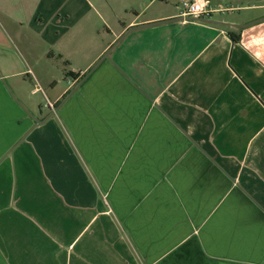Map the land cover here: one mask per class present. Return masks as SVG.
I'll use <instances>...</instances> for the list:
<instances>
[{
  "label": "crops",
  "instance_id": "0c3cea01",
  "mask_svg": "<svg viewBox=\"0 0 264 264\" xmlns=\"http://www.w3.org/2000/svg\"><path fill=\"white\" fill-rule=\"evenodd\" d=\"M207 1L0 0V264H264V0Z\"/></svg>",
  "mask_w": 264,
  "mask_h": 264
},
{
  "label": "built area",
  "instance_id": "2783aa9c",
  "mask_svg": "<svg viewBox=\"0 0 264 264\" xmlns=\"http://www.w3.org/2000/svg\"><path fill=\"white\" fill-rule=\"evenodd\" d=\"M181 11L179 15L183 19L196 18L200 16L208 15L213 10H220L221 5L217 7H211L207 0H181ZM53 107V103H48Z\"/></svg>",
  "mask_w": 264,
  "mask_h": 264
}]
</instances>
